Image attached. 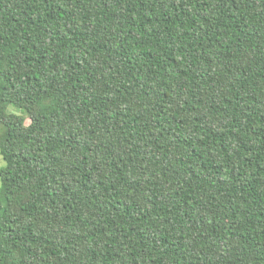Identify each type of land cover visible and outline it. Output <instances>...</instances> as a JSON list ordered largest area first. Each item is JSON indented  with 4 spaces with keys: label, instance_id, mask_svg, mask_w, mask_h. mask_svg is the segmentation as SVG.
Wrapping results in <instances>:
<instances>
[{
    "label": "trees",
    "instance_id": "trees-1",
    "mask_svg": "<svg viewBox=\"0 0 264 264\" xmlns=\"http://www.w3.org/2000/svg\"><path fill=\"white\" fill-rule=\"evenodd\" d=\"M0 153V264H264V0H0Z\"/></svg>",
    "mask_w": 264,
    "mask_h": 264
},
{
    "label": "rangeland",
    "instance_id": "rangeland-1",
    "mask_svg": "<svg viewBox=\"0 0 264 264\" xmlns=\"http://www.w3.org/2000/svg\"><path fill=\"white\" fill-rule=\"evenodd\" d=\"M9 111L10 112H17L16 108L13 106V105H10L9 106ZM26 123L29 124L30 123V119H27L26 120ZM3 165V159H2V156H1V153H0V167Z\"/></svg>",
    "mask_w": 264,
    "mask_h": 264
}]
</instances>
